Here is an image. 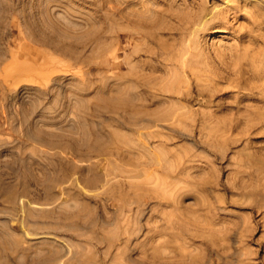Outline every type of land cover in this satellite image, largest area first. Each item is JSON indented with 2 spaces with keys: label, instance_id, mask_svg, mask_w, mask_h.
Instances as JSON below:
<instances>
[{
  "label": "rangeland",
  "instance_id": "374dc122",
  "mask_svg": "<svg viewBox=\"0 0 264 264\" xmlns=\"http://www.w3.org/2000/svg\"><path fill=\"white\" fill-rule=\"evenodd\" d=\"M227 1L0 0V264H264V0Z\"/></svg>",
  "mask_w": 264,
  "mask_h": 264
},
{
  "label": "bare ground",
  "instance_id": "6f19581e",
  "mask_svg": "<svg viewBox=\"0 0 264 264\" xmlns=\"http://www.w3.org/2000/svg\"><path fill=\"white\" fill-rule=\"evenodd\" d=\"M256 2V1H255ZM258 2V1H257ZM227 4L228 3H232L233 5H229L228 7H229V9H231V10H234L235 12H237V11H240V8L241 7H245L246 6V4L245 3H242V2H239L238 0H228L227 2H226ZM248 3V2H247ZM193 4V3H192ZM226 4V5H227ZM194 5V4H193ZM198 5V4H197ZM256 5V4H255ZM260 5V4H259ZM202 7H204V6H201L200 7V4H199V6H192L191 8H190V10H189V12L191 13V14H189L188 15V17L186 18L185 16H183V15H181V16H177L176 18L174 17V19H176V21H178V23L180 24V26H181V32L183 31L184 33H186L185 35H187V36H189V38L187 37V41L186 42H188V43H186L187 44V46H186V44H185V46H186V48L185 49H183V51H181V53L179 52V50H178V52L180 53V55H176L174 58L172 57V60L170 61V60H168V59H170V58H166L165 59V57H164V59L163 58H161V59H163V61H162V63L164 62V61H166V62H170L171 64H176L177 66H179L180 67V69L182 70V72L184 73V74H186V73H188L191 77L192 76H194L195 78L196 77H198V73H199V68H200V66L198 67L197 66V61L199 60V55H198V53H197V56L195 57V53H194V47H195V45H197V43L195 44V42H194V38H195V40H196V38L197 37H195V36H197V34H199V32H205V31H209L208 29H211V28H217V27H220V28H224V25L226 24V22H225V19H226V13H227V11H226V13L224 14L221 10L218 12H216L215 14H213L212 16H211V18H212V20H211V22H205L206 21V19H205V17H204V8H202ZM226 8V7H225ZM248 8V7H247ZM193 9H194V12H193ZM246 9V8H245ZM252 9V8H251ZM250 9V10H251ZM227 10V9H226ZM243 10V9H242ZM249 10V11H250ZM259 10V9H258ZM212 11L213 10H211V14H212ZM215 11V10H214ZM245 11H247V10H245ZM241 12V11H240ZM243 12V11H242ZM165 13V15L166 16H171V14L170 13H168V11H165L164 12ZM244 13H246V12H244ZM248 13V12H247ZM245 15H247V14H245ZM173 16V15H172ZM171 16V17H172ZM248 16V15H247ZM173 18V17H172ZM255 18V17H254ZM171 19V18H170ZM205 19V20H204ZM204 20V21H203ZM245 20H247V19H245ZM249 22V21H248ZM256 23V18H255V20H254V22H251V24L252 25H254ZM245 24H246V22H245ZM248 24V23H247ZM260 24V23H259ZM258 25V24H257ZM256 25V26H257ZM173 28V27H172ZM179 28V27H178ZM176 29V28H175ZM172 30V29H171ZM180 31V30H179ZM201 34V33H200ZM179 35V34H178ZM184 34H182V35H180L179 36V38L181 37V39H182V37H184L183 36ZM249 35H251V34H249ZM248 37V36H247ZM178 38V39H179ZM185 38V37H184ZM185 40V39H184ZM184 40H181V42H183ZM180 42V41H179ZM184 43H185V41H184ZM250 44V43H249ZM255 44V43H254ZM183 45V44H182ZM184 46V45H183ZM247 47H248V45H247ZM249 47H251V46H249ZM162 48V47H161ZM242 49H244V47L242 48ZM241 49V50H242ZM160 50V49H159ZM181 50V49H180ZM241 50H239V51H241ZM165 51V50H164ZM245 51V50H244ZM256 51V50H255ZM258 51V50H257ZM167 52V51H166ZM169 52V51H168ZM177 51H176V53L177 54H179ZM238 51H234V53H237ZM259 52V51H258ZM157 53V52H156ZM158 53H159V51H158ZM162 53V52H161ZM175 53V52H174ZM175 53V54H176ZM238 53H240V52H238ZM243 55H242V54ZM241 56H240V54H239V57L238 56H236V57H238V59L239 60H242L243 62L244 61H246V60H248V63H246V68H247V70L251 73H249L251 76H249V78L250 77H252L253 79H255L257 82L258 81H260V82H263L264 83V59H263V57H264V53H263V57H262V55L261 56H255L254 57V55H253V57L252 58H250V59H247V58H249L248 56L250 55H246V53H247V51H246V53H243V51H241ZM165 54V53H164ZM190 54V55H189ZM195 54V55H194ZM252 54V53H251ZM159 55H161V54H159ZM186 55L188 56V57H186ZM191 55H194L193 57H191L190 58V56ZM235 55H238V54H235ZM246 55V56H245ZM166 57L167 56H169V55H167V53H166V55H165ZM171 56V55H170ZM169 56V57H170ZM231 56H233V54L231 55ZM245 56V57H244ZM159 57L160 56H158L157 55V57H155V59L157 58V59H159ZM161 57H163V54H162V56ZM195 57V58H194ZM247 57V58H246ZM198 58V60L196 61V59ZM262 58V59H261ZM156 59V60H157ZM195 60L196 61V63L194 64V62H193V60ZM237 60V58L234 60V61H236ZM233 61V60H232ZM240 63H242V62H240ZM164 64H166V63H164ZM199 64H201L200 62H199ZM198 64V65H199ZM231 64H233V63H231ZM235 64V63H234ZM236 64H237V62H236ZM239 65V64H238ZM237 65V66H238ZM170 66V65H169ZM243 66V65H242ZM178 67V68H179ZM202 67V66H201ZM232 67H233V65H232ZM204 68V67H203ZM236 68V67H235ZM240 68V67H239ZM234 69V68H233ZM232 69V70H233ZM205 70V69H204ZM227 70H230V69H227ZM239 70V69H238ZM170 71V70H169ZM206 71V70H205ZM200 72H201V69H200ZM230 72V71H229ZM149 73V72H148ZM204 73V72H203ZM202 73V74H203ZM230 73H233V72H230ZM237 73V72H236ZM243 73V72H242ZM180 74V73H179ZM187 74V75H188ZM205 74V73H204ZM203 74V75H204ZM152 75V74H151ZM201 75V74H200ZM238 76H239V74H237ZM204 77H206V76H204ZM209 77V76H208ZM208 80V79H207ZM236 80V79H235ZM251 81H252V79H251ZM255 81V82H256ZM256 82V83H257ZM258 84V83H257ZM246 85V84H245ZM261 85H263V84H261ZM260 86V85H259ZM197 90H198V88H197ZM169 91H170V89H169ZM168 91V92H169ZM173 93V92H172ZM202 93V92H201ZM145 95V94H144ZM186 96H187V94H186ZM209 97V96H208ZM135 106H137V105H135ZM262 121H264L263 119H262ZM264 123V122H263Z\"/></svg>",
  "mask_w": 264,
  "mask_h": 264
}]
</instances>
